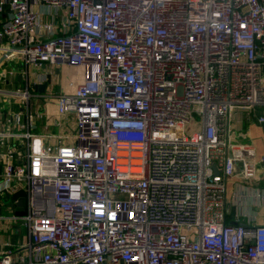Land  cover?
Returning <instances> with one entry per match:
<instances>
[{"label": "built area", "instance_id": "2783aa9c", "mask_svg": "<svg viewBox=\"0 0 264 264\" xmlns=\"http://www.w3.org/2000/svg\"><path fill=\"white\" fill-rule=\"evenodd\" d=\"M2 1L4 61L81 81L50 96L69 137L33 133L28 92L0 100V201L26 231L0 264H264V156L235 129L264 128V0Z\"/></svg>", "mask_w": 264, "mask_h": 264}, {"label": "crops", "instance_id": "0c3cea01", "mask_svg": "<svg viewBox=\"0 0 264 264\" xmlns=\"http://www.w3.org/2000/svg\"><path fill=\"white\" fill-rule=\"evenodd\" d=\"M0 5H2L4 9L3 12L0 13V29H1L2 22H4V20L7 18L9 11L7 5L4 4L2 0H0ZM31 5L35 11L42 13L41 17L43 20H48V21L54 20L58 24L60 18L62 17V12L57 11L56 13L54 11H51L49 8L43 7L39 2H35V1L31 2ZM7 53L8 51H7L6 39L0 38V57L1 56L5 57ZM59 65L60 64H42L39 67L31 68L32 72L29 73L28 68L26 70L24 64L21 61H7V62L4 61L2 64H0V100H22L17 96H10L7 94L8 91H12V90H18L20 91V93L28 92L29 100L33 98L34 100H42V102H45L49 99L54 100V98L50 97L51 95L74 93L76 85L81 81V76H79L78 83L75 85V87L66 89L64 85H60L59 82L57 83L56 79L52 78L53 72L59 71L58 68ZM66 66L74 67L69 65ZM78 69L80 70V68ZM8 70L12 71L13 73L7 74ZM2 74L5 76V78L3 79H2ZM47 76L50 77V82L48 83L45 92L44 93L34 92L33 84L45 82ZM61 88L64 90V92H60ZM53 107H54L53 105H48L49 111L42 118H40V122H36V121L32 122L33 125L32 130H34L33 133L44 134L47 131H50L48 128L49 126L47 127V124L51 123L52 120L51 112L53 110ZM41 120H43L44 122H41ZM235 127H236L235 128L236 131L242 134L241 137L239 135V140H241L242 142L246 141V143L251 144L254 147L257 157L264 156V128L259 126L256 122H254V120L240 116H238L235 121ZM45 128L48 130H46ZM55 128L56 127H54V129ZM44 129L46 131H44ZM256 170H257L256 178H259V180H256V182L251 181L249 182V184L251 186L254 185L255 187L257 186L258 188H260L261 190H264V166L261 163H259L256 166ZM233 180H238V179H233ZM17 196H20V194ZM257 208H259L262 215H264V203L262 205L256 206L254 209L251 210V213L253 211V213L256 214L255 219H257L259 214V211L256 212ZM14 212L16 214H20L19 212L21 213L24 212V208L20 200L14 206ZM241 219L245 220L244 217H242ZM259 222L264 224V219H260ZM10 238L16 244L23 242V238L15 233H13L10 236Z\"/></svg>", "mask_w": 264, "mask_h": 264}, {"label": "rangeland", "instance_id": "374dc122", "mask_svg": "<svg viewBox=\"0 0 264 264\" xmlns=\"http://www.w3.org/2000/svg\"><path fill=\"white\" fill-rule=\"evenodd\" d=\"M31 68H33V66L29 65L28 67L29 73L32 72ZM58 68H59V71L53 72L52 78L56 79L57 83L59 82L60 85H64L66 89L75 87V85L78 83L79 76H81L80 70L76 67H68L62 64H60ZM60 92H64V90L61 88ZM49 100H52V101H49ZM49 100L45 102H42V100H34L33 98L29 100L30 121L40 122V118H42L49 111L48 105H53L54 107L51 112L52 120H51V123L48 122L50 124H47V127L49 126L48 128L50 131H47L46 134H48L49 132L59 133L60 135H63L64 137H69L70 135H73L75 132L74 131L75 121L73 120L74 116L69 115L67 120H65L64 116H62L61 118H58L57 112L55 110L54 101L53 99H49ZM41 122H44V121L41 120ZM54 127L56 128L54 129ZM45 129L44 131L48 130V129L46 130ZM195 131H197V129L192 128L190 125H187L186 127L187 133L195 132ZM50 143H53V141L50 140ZM60 143L61 141L57 142V144H60ZM9 205H10V202L7 199L0 201V216L2 217V219H0V243H2L7 238H9L12 235V233H15L18 236H21L23 238V241H25L26 231L23 227L22 221L19 219H13L11 221L8 220V218H12L16 215L14 210L10 208ZM258 211H259L258 217L253 222V224L255 225H257V223L263 224L259 221L260 219H264V215H262L259 208L256 209V212Z\"/></svg>", "mask_w": 264, "mask_h": 264}, {"label": "water", "instance_id": "95a60500", "mask_svg": "<svg viewBox=\"0 0 264 264\" xmlns=\"http://www.w3.org/2000/svg\"><path fill=\"white\" fill-rule=\"evenodd\" d=\"M4 59H5V57H3V56L0 57V64H2L4 62ZM49 82H50V77L47 76L45 82L33 84L34 92L44 93Z\"/></svg>", "mask_w": 264, "mask_h": 264}, {"label": "bare ground", "instance_id": "6f19581e", "mask_svg": "<svg viewBox=\"0 0 264 264\" xmlns=\"http://www.w3.org/2000/svg\"><path fill=\"white\" fill-rule=\"evenodd\" d=\"M16 107V106H15ZM18 108H21V107H18Z\"/></svg>", "mask_w": 264, "mask_h": 264}]
</instances>
